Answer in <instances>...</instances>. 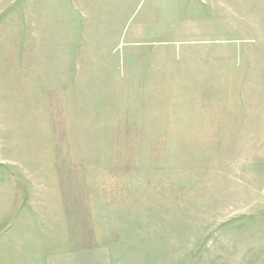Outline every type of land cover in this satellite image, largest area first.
I'll list each match as a JSON object with an SVG mask.
<instances>
[{
  "label": "rangeland",
  "instance_id": "obj_1",
  "mask_svg": "<svg viewBox=\"0 0 264 264\" xmlns=\"http://www.w3.org/2000/svg\"><path fill=\"white\" fill-rule=\"evenodd\" d=\"M263 189L264 0H0L17 264H264Z\"/></svg>",
  "mask_w": 264,
  "mask_h": 264
},
{
  "label": "crops",
  "instance_id": "obj_2",
  "mask_svg": "<svg viewBox=\"0 0 264 264\" xmlns=\"http://www.w3.org/2000/svg\"><path fill=\"white\" fill-rule=\"evenodd\" d=\"M264 195V189H263ZM9 233L0 232V260L17 264L16 242L14 238L6 237ZM10 236V235H9Z\"/></svg>",
  "mask_w": 264,
  "mask_h": 264
}]
</instances>
